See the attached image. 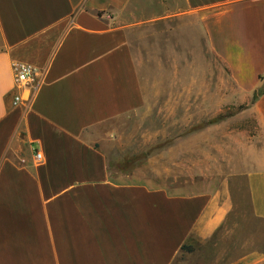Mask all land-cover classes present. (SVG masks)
Wrapping results in <instances>:
<instances>
[{
    "label": "crops",
    "instance_id": "0c3cea01",
    "mask_svg": "<svg viewBox=\"0 0 264 264\" xmlns=\"http://www.w3.org/2000/svg\"><path fill=\"white\" fill-rule=\"evenodd\" d=\"M155 2L0 0V264H175L185 245L183 264H264V234H229L231 184L185 194L111 174L100 128L145 104L131 29L179 18L183 30L189 18L242 94L264 85V0L132 10ZM13 63L43 72L30 107L12 103ZM247 111L259 134L240 174L264 221V93ZM193 240L218 257L200 263Z\"/></svg>",
    "mask_w": 264,
    "mask_h": 264
},
{
    "label": "rangeland",
    "instance_id": "374dc122",
    "mask_svg": "<svg viewBox=\"0 0 264 264\" xmlns=\"http://www.w3.org/2000/svg\"><path fill=\"white\" fill-rule=\"evenodd\" d=\"M132 10L137 16L145 11L158 15L160 5L156 0ZM180 23L179 18L151 21L129 31L145 104L100 128L109 135L105 153L111 174L117 180L149 181L185 194L231 184L236 204L229 234H264V221L252 214L247 177L240 174L247 148L259 134L247 111L254 95L241 93L194 22L188 18L183 30ZM242 242L237 238L235 246ZM191 243L198 251L192 256L200 263L218 257L215 246ZM186 255L175 264H183Z\"/></svg>",
    "mask_w": 264,
    "mask_h": 264
},
{
    "label": "built area",
    "instance_id": "2783aa9c",
    "mask_svg": "<svg viewBox=\"0 0 264 264\" xmlns=\"http://www.w3.org/2000/svg\"><path fill=\"white\" fill-rule=\"evenodd\" d=\"M14 91L12 103L14 106L23 105L26 108L32 106L43 82V72L36 67L13 63ZM42 157L37 154V160Z\"/></svg>",
    "mask_w": 264,
    "mask_h": 264
},
{
    "label": "trees",
    "instance_id": "16d2710c",
    "mask_svg": "<svg viewBox=\"0 0 264 264\" xmlns=\"http://www.w3.org/2000/svg\"><path fill=\"white\" fill-rule=\"evenodd\" d=\"M262 93H264V90H262L261 92L259 90H257V92L253 96L252 104L258 100V98L260 97V95ZM182 249H183V252H185V253H192L194 251L193 247L189 246V245L183 246Z\"/></svg>",
    "mask_w": 264,
    "mask_h": 264
}]
</instances>
